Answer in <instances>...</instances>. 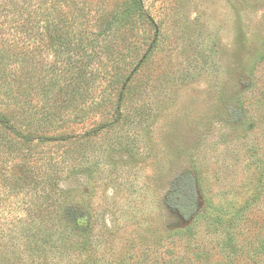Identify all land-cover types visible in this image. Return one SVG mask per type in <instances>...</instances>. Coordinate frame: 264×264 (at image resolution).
Listing matches in <instances>:
<instances>
[{"label": "rangeland", "instance_id": "1", "mask_svg": "<svg viewBox=\"0 0 264 264\" xmlns=\"http://www.w3.org/2000/svg\"><path fill=\"white\" fill-rule=\"evenodd\" d=\"M135 1L48 0L43 12L56 8L58 35L82 42L81 52L54 51L47 32L26 37L10 22L0 32L4 54L20 61L8 86L25 89L21 101L14 96L30 105V123L39 126L43 112L51 115L44 134L74 137L18 154L0 133V186L21 167L39 184L0 202V264H173L183 255L185 264H264L254 256L264 240V0H141L154 24L133 18L128 30L119 19ZM80 67L99 74L94 83L78 78L71 95ZM116 71L126 80L119 115ZM54 178L57 213L40 230L29 209L38 214L48 200L41 188ZM193 181L224 226L199 221L191 240L178 234L193 220L173 197ZM226 228L236 243L227 245Z\"/></svg>", "mask_w": 264, "mask_h": 264}, {"label": "trees", "instance_id": "2", "mask_svg": "<svg viewBox=\"0 0 264 264\" xmlns=\"http://www.w3.org/2000/svg\"><path fill=\"white\" fill-rule=\"evenodd\" d=\"M31 1L38 2V8L34 13L30 12L28 10V7L31 4ZM48 0H0V22L1 20H5L4 23H0V32L6 31L7 22H10L14 25L15 29L19 31V33H26V37H29L31 34H38L39 39H42L44 37L45 32L50 35L49 38V44L56 51L57 48L64 46L66 49L75 52H81L85 50L84 45L82 42L77 43L76 45L73 44L72 40H66L65 38H62L58 35V32L60 30V18L57 16L55 17L53 14L54 11H56V8H53V12H43V9L45 8V3ZM53 1V0H51ZM36 6V5H34ZM53 6V4H52ZM136 18L138 21H147L153 25V21L150 19L149 16L146 15L144 6L142 4L141 0H136L131 5L128 6V8L125 11V14L122 18L119 19L120 22L123 21V25L127 26L128 30L133 29L131 26H135L137 21L133 22L132 19ZM117 21V20H116ZM5 25V26H4ZM4 26V30H2ZM114 30L112 25H107L104 29V33H112L111 31ZM32 31V33H31ZM74 46V49L71 48ZM109 47V53L111 54L109 57L111 60H114V54L117 53L113 48V46ZM72 49V50H71ZM59 51V49H57ZM4 52H7V50H3L0 48V133L2 136L6 137V140H10L11 143L15 145V150L19 154L20 147L22 146H30L34 142H38L41 144L51 143V142H66L70 141V139L74 138L73 133H62L59 135H47L44 134L42 131L41 125H45L46 122H48L49 119H51V115L40 112L41 118L38 119L39 126L34 125V123H30L31 117L33 118L35 114L31 113L29 109H31L30 105H28L26 102V99L20 103V101L27 96L25 89L20 87L17 91H12L11 86H8V80L10 77L15 75V73L12 71L11 73L8 72L10 69L9 66L17 64L20 61L13 62L9 57H7ZM80 58V57H79ZM22 60V59H19ZM72 63L77 62L74 61V58L72 59ZM70 62V61H69ZM23 63V61H22ZM77 64V63H76ZM81 64V63H80ZM88 67L89 62H83ZM77 66V65H75ZM83 68L80 67L78 71V76L75 78L74 84H71V88H69V93L73 95L78 91V85H82L83 83L79 82V79L85 80L87 78V82H93L98 77L99 72L95 74H89L88 76L87 72L82 73ZM119 72H115L113 74V79L111 80V85L113 89H115L118 85L122 84V87L120 88L118 99H117V105H116V113L117 115L120 114V106H121V100L122 95L124 94V87L126 80L121 78V76L118 74ZM4 86H7L8 88L3 90ZM19 95H17V93ZM20 99V101H17V98L14 96L15 94ZM71 100L72 97H71ZM10 101V102H8ZM13 101V102H11ZM16 102V103H15ZM12 103H15L11 105ZM65 107L68 108V106H58L57 108ZM12 108H16L14 111ZM19 114L21 118V124L25 125L27 128H29V131H25L21 129L20 127H17L13 120V116L16 117V115ZM55 114L54 116H56ZM238 115H235L237 117ZM32 121V120H31ZM105 126V125H104ZM103 125L99 126L98 128H93L89 132H87V136L96 135L97 133L101 132L103 130ZM31 157V155H30ZM26 165V162H25ZM3 166V163H2ZM7 169V166H4L0 168V178H7L5 175V171ZM16 173H19L20 176L17 178H14L12 181L10 180V183L8 180H4V182L8 183L9 186H5L2 184L0 186L3 189V196H0V202H9L12 198H18L22 193H24L25 196L29 195V192L37 191L39 184L35 177L33 176L32 172H29L25 168H20L19 171H16ZM58 181L54 178V180H50L48 183L44 184L41 189H44L45 187L49 188L47 196V201L44 202L41 201L39 208L40 211L38 214H34L33 211L30 210V221L32 224H35L38 226L40 230L45 229L44 224L50 225L53 223L54 215L57 213L58 207L57 205V198L54 193V191L57 189ZM8 189V190H7ZM200 190L198 191L195 181L191 183V188H187L183 191H181L178 195L174 196V203H175V209L185 217L187 221L193 220L192 225L188 226L185 230L178 231L179 236H186L188 235V238L192 240L193 237H196V229L200 226L199 221H204L205 223H209V228H211L212 224L217 223L220 226H224L223 219L220 215L219 211H212V213H209V208L211 207L207 201L203 199V194ZM41 194V193H40ZM59 196V195H58ZM202 198V199H201ZM203 205V206H202ZM57 207V208H56ZM45 212V215H44ZM215 217V218H214ZM212 223V224H211ZM229 231H227V228L225 230V234L227 236V245L236 243V234L235 238L233 234H231V230L228 228ZM215 231H218V228L215 229ZM92 235V232L88 233L86 232V235L89 237V235ZM52 236L48 237L47 239L41 241V247L39 249H44L47 247V245H50V239ZM235 239V240H234ZM256 251H254V256H258L260 259L264 260V240L258 244L256 248ZM253 249V250H254ZM230 259H236V258H230ZM235 261V260H233ZM173 264H185V256H178L177 258H174ZM221 264H238L236 262H225Z\"/></svg>", "mask_w": 264, "mask_h": 264}]
</instances>
